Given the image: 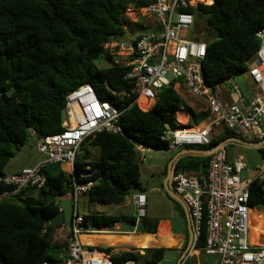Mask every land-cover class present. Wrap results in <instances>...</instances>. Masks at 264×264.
Returning <instances> with one entry per match:
<instances>
[{
    "label": "trees",
    "instance_id": "obj_1",
    "mask_svg": "<svg viewBox=\"0 0 264 264\" xmlns=\"http://www.w3.org/2000/svg\"><path fill=\"white\" fill-rule=\"evenodd\" d=\"M150 1L0 0V175L32 137L31 130L35 138L62 130L67 96L80 85L92 84L101 99L111 95L106 83L116 91L131 94L128 67L116 62V53L106 43L125 34L129 4L140 9ZM189 10L203 18L202 30L209 36L203 61L206 85L215 90L236 74L247 72L249 61L261 46L257 31L264 29V0H214ZM132 25L147 30L151 23L144 18ZM135 98H113L123 110L119 123L123 131H103L86 139L84 160L75 163L76 176L90 165L93 186L87 196L91 202L121 204L134 189L145 191L137 147L170 149L169 141L162 136L168 126L178 127L177 112L183 109L195 116L173 85L160 89L155 105L148 110L133 103ZM232 136L241 137L226 128L205 149ZM91 146L99 149L97 158H92ZM259 150L264 157V148ZM208 162L209 157L196 158L178 164L176 170L202 171L205 175ZM43 173L45 186L23 190L16 199L0 202V264H44L59 260L63 253L67 242L57 239L62 225L54 227L49 221L61 211L57 199L72 192L73 182L59 164L47 166ZM10 188L0 184V193ZM33 190L36 197L26 195ZM263 197L264 183L254 182L252 201L262 202ZM254 210L261 217L257 206ZM84 218L86 224L96 227L129 219L136 222V216L111 214H85ZM142 222L145 226L148 219L144 217ZM206 230L204 222L196 249L205 246ZM142 250L113 253V248H100L118 263L134 260L157 264L167 251L163 247Z\"/></svg>",
    "mask_w": 264,
    "mask_h": 264
},
{
    "label": "built area",
    "instance_id": "obj_2",
    "mask_svg": "<svg viewBox=\"0 0 264 264\" xmlns=\"http://www.w3.org/2000/svg\"><path fill=\"white\" fill-rule=\"evenodd\" d=\"M213 2L152 0L140 9L134 8L137 16L151 23L149 29L130 41L106 43L112 53L123 54L121 62H116L128 67L126 78L133 83L131 94L116 91L106 83L111 95L101 99L92 84L80 85L67 96L62 130L36 137V147L44 158L35 166L0 175V184L11 187L0 193L2 202L4 199H16L23 190L45 186L47 178L43 169L47 166L71 165L68 174L73 182L72 227L62 259L45 261L44 264H138L133 260L115 262L110 256L89 249L81 240L83 234L94 232L78 209L80 199L87 195L93 181L90 180V165L76 176L75 163L84 160L86 139L103 131H123L119 124L123 110L114 103V97L122 100L125 95H135L133 103L148 110L155 105L159 90L173 85L176 91L184 86L187 92L205 102L210 114L205 125L168 130L162 139L169 141L170 148H206L219 125L239 132L247 141L264 140V128L261 126L264 122V29L257 31L261 46L249 61L247 71L259 92L247 107H242L235 98L231 103H224L205 83L203 61L208 42L204 39L205 32L199 28L202 21L189 10L200 3ZM231 89L232 95H239L236 84L232 83ZM177 121L180 124L178 112ZM137 150L142 152L145 148L138 146ZM141 161H145V157ZM243 171H246L245 176ZM78 179L87 181L82 183ZM256 181L264 183V164L256 170H249L242 156L229 160L224 145L209 153L205 175L183 170L173 174V191L189 208L194 245L206 223L205 246L201 250L215 257L209 264H264V197L256 204L251 199V185ZM133 205L137 218H144L147 195L138 193ZM256 206L261 214L259 220L256 219L259 213L254 210ZM253 223L262 229L257 242L252 241Z\"/></svg>",
    "mask_w": 264,
    "mask_h": 264
},
{
    "label": "crops",
    "instance_id": "obj_3",
    "mask_svg": "<svg viewBox=\"0 0 264 264\" xmlns=\"http://www.w3.org/2000/svg\"><path fill=\"white\" fill-rule=\"evenodd\" d=\"M233 77L230 80H227L224 83L218 85L215 89V92L224 103H231L235 98L238 99V102L242 107H247L250 104L251 100L259 92V89L253 83L248 72H246L245 75H243V80L246 84V87L251 92L250 95L246 96L245 93L240 89V87H238L239 95H232L231 84L234 83ZM177 91L184 98L186 103L192 108L195 114H201L204 117L203 121L192 126V122L193 120H195V116L181 109L178 111V113L181 112L180 118L178 116V119L181 121L180 124H178V127L187 129L204 126L210 116L208 106L205 104V102L187 92L184 86H181ZM183 114L187 118H184ZM225 129L226 128L223 125L217 126L214 130L215 136L213 135V138L223 134ZM230 144L233 143L229 142L227 144H224L228 152V159L233 160L236 157L240 156L244 158V155L240 152L232 155L231 151L228 148L229 146H231ZM262 147L264 148V145ZM187 148L195 147H177L167 150L145 148L144 151H139L141 164V184L145 191H141L139 189L133 190L126 197L123 203L118 204L117 208L118 210H121L120 214H111L129 218L132 216H136V222L133 223L132 220L129 219L118 222L114 226L103 227H96L93 224L88 223L94 229V232L83 234L81 236L82 242L87 245L89 249L95 251H100V248H113V253H118L130 249L142 250L146 248L163 247L167 250L173 251L174 254H176V264H178L181 255L184 253V250L189 244L190 233L193 232L192 222L190 219V215H187L182 204L171 197L168 194L166 188L168 187L173 190V174L177 171L176 166L178 164H185L190 160L196 158L209 157V153H194L188 151ZM143 157H145V161L142 162L141 160ZM25 167L26 166L21 167L17 170L12 171L11 173L18 172ZM61 168L67 173L71 171L70 164L61 165ZM187 172H194L203 175L201 174L202 171ZM140 192H144L147 195V214L145 218L148 219V222L145 226L142 222L143 218H137L136 211L133 205L135 196ZM26 195H28L29 197L37 196L36 192L32 191L27 192ZM82 197L88 199L87 195H84ZM152 199H155L159 204V207L163 208L161 213H159L158 209H156L157 211L153 210ZM81 214L85 215V213ZM122 222L127 226L126 228L121 227ZM143 226L145 227V230H142ZM110 227L114 228L111 230ZM131 227L133 229H131ZM61 230L62 229L60 228L58 231L57 239L67 242L70 229L67 232V236H62L60 233ZM141 253L143 254V250L141 251ZM62 257L63 253H61L58 259L60 260L62 259ZM214 260L215 257L204 254L201 249H196L194 245V247H191L188 254L182 259L181 264H209L211 261L213 263ZM137 263L141 264L139 262Z\"/></svg>",
    "mask_w": 264,
    "mask_h": 264
},
{
    "label": "rangeland",
    "instance_id": "obj_4",
    "mask_svg": "<svg viewBox=\"0 0 264 264\" xmlns=\"http://www.w3.org/2000/svg\"><path fill=\"white\" fill-rule=\"evenodd\" d=\"M208 3L210 2L209 0H206ZM133 4L128 5V9L126 11V30L125 34L117 37V41L119 42H126L132 40L136 35L141 34L145 32V30L141 28H137L135 25H132V22H136L139 20H142L141 17L137 16V13L134 11ZM198 18L202 20V17ZM199 28L202 29V25H199ZM204 39L206 41L209 40V36L205 35ZM116 60L121 62V59L123 57V54L121 52L117 53ZM121 58V59H120ZM102 66H105L106 63L101 62L99 63ZM246 73V72H245ZM243 74H236L233 78L234 83L240 87V89L245 93L246 96L250 95V91L246 87V84L243 80ZM183 117L185 118L186 116L183 114ZM187 118V117H186ZM204 120L203 115L201 114H195V120L192 122V126L195 124L201 122ZM262 128H264V122L261 123ZM231 130V129H230ZM32 131V136L34 131ZM234 131V130H233ZM236 134L240 135L239 132L234 131ZM215 136V131L213 133ZM233 137V136H232ZM239 137V136H236ZM242 137V136H241ZM240 137V138H241ZM233 144H230L229 150L231 151V154L234 155L236 153H242L244 155V160L246 162L247 168L249 170H256L258 167H261L264 163V157L259 150V148L252 147V146H247L244 144H240L237 142H232ZM90 151L92 153V158L98 157L99 156V149L97 147H89ZM44 158V155L39 152V150L36 147V138L31 137L29 141L24 145L21 150L17 153V155L10 160L8 165L5 167L4 172L6 173H11L14 170H17L21 167H28V166H33L36 163H38L41 159ZM136 190V189H134ZM32 192H36L33 190ZM58 204L59 207L61 208V211L64 212V218L65 222L61 227V235L62 236H67L68 230L72 227V215H73V199H72V193H67L63 196L58 197ZM152 205H153V210L157 211L156 209L159 210V213L163 210V208L159 207V204L156 202L155 199H152ZM118 204L114 203H109V204H101L98 202H91L87 198L82 197L79 201V212L80 213H85V214H120L121 210H118L117 208ZM122 228H126L127 226L122 222L121 223ZM114 227H110L112 230ZM131 229H133L131 227ZM149 235V234H148ZM53 255V254H52ZM177 262V256L174 254L173 251L167 250L165 253L164 259L161 261V264H176ZM212 263V261L210 262Z\"/></svg>",
    "mask_w": 264,
    "mask_h": 264
},
{
    "label": "water",
    "instance_id": "obj_5",
    "mask_svg": "<svg viewBox=\"0 0 264 264\" xmlns=\"http://www.w3.org/2000/svg\"><path fill=\"white\" fill-rule=\"evenodd\" d=\"M168 130L172 131L173 129L168 126ZM229 142H238L247 146H252V147H256V148H260L264 145V140L259 141V142H252V141H247L245 139H242L240 137H229L223 141H221L220 143H218L217 145H215L214 147L210 148V149H202V148H187L188 151L194 152V153H211V151H213L214 148H216L217 146L220 145H224L227 144ZM243 176L246 175V171H243L242 173ZM168 194L173 197L175 200H177L179 203L182 204V206L184 207L187 215L189 214V208L186 205V203L181 199V197L179 195H177L173 190H171L170 188H166ZM65 222V218H64V212L60 211L58 212L54 217H52L49 221L50 225L56 227V226H60L63 225ZM191 247H194V236H193V232L190 233V241L188 246L186 247V249L184 250V253L181 255L178 264L182 263V259L188 254V252L190 251Z\"/></svg>",
    "mask_w": 264,
    "mask_h": 264
},
{
    "label": "bare ground",
    "instance_id": "obj_6",
    "mask_svg": "<svg viewBox=\"0 0 264 264\" xmlns=\"http://www.w3.org/2000/svg\"><path fill=\"white\" fill-rule=\"evenodd\" d=\"M209 1H211V0H209ZM178 120H179V119H178ZM179 121H180V120H179ZM256 219L259 220L260 217H258V218H256ZM257 220H256V221H257ZM261 230H262L261 227L258 226L257 223H256V224L253 223V225H252V232H251V234H252V241L257 242V240H258V236H259ZM262 232L264 233L263 230H262Z\"/></svg>",
    "mask_w": 264,
    "mask_h": 264
}]
</instances>
